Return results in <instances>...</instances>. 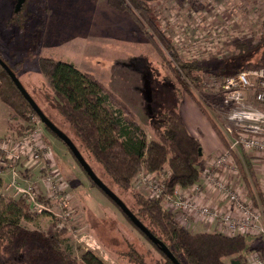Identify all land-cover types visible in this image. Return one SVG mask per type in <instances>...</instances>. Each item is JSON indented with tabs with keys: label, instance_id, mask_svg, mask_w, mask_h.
<instances>
[{
	"label": "rangeland",
	"instance_id": "374dc122",
	"mask_svg": "<svg viewBox=\"0 0 264 264\" xmlns=\"http://www.w3.org/2000/svg\"><path fill=\"white\" fill-rule=\"evenodd\" d=\"M148 1L174 54L207 68L200 74L197 88L186 81L191 95L149 42L146 34L158 42L151 31H140L129 16L110 9L106 0H24L18 10L17 0H0V59L40 110L78 146L51 106L50 89L38 71L39 58L70 63L91 75L127 106L147 142L153 140L151 124L158 115L167 110L179 114L184 109V119L202 142L201 172L210 163L205 162L216 154L213 142L219 141L225 148L211 125L218 131L226 125L214 80L234 75L247 62H256L258 55L253 49L260 38L264 5L260 0ZM46 29L52 30L51 34H44ZM248 94L251 97L252 93ZM1 105L7 128L0 133V143L5 138L14 144L35 139L39 153L9 160V154L0 151V226L14 223L21 231L9 246L0 248V264H84L81 258L86 253L103 264H133L127 254L141 256L146 264L158 258L120 210L92 187L66 147L45 130L36 115L20 117ZM104 109L118 115L115 107L106 105ZM243 156L251 166V175ZM260 156L254 150H238L231 163L236 173H230L234 177L227 179L229 186L252 204L261 196ZM88 163L129 210H137L135 195L151 199L150 189L141 184L144 170L125 191L114 185L98 164ZM34 164L38 165L31 168ZM166 174L149 175L160 183ZM187 231L193 234L200 229L196 226ZM245 239L249 253L263 249L260 236L250 234ZM245 256L225 263L242 264Z\"/></svg>",
	"mask_w": 264,
	"mask_h": 264
},
{
	"label": "trees",
	"instance_id": "16d2710c",
	"mask_svg": "<svg viewBox=\"0 0 264 264\" xmlns=\"http://www.w3.org/2000/svg\"><path fill=\"white\" fill-rule=\"evenodd\" d=\"M106 3L113 11L129 16L140 31L144 32L146 29L151 31L158 42L150 34H146L149 42L158 50L162 62L178 77L184 90L191 95L186 81L197 88L200 74L206 72L207 68L196 61L181 60L174 54L171 41L161 32L157 19L149 7V1L106 0ZM159 45L169 54L171 61ZM253 53L258 55L256 62H247L234 74L245 69L264 68V21ZM38 71L50 89L51 106L79 144L78 146L72 142L74 146L87 164L89 160L98 164L119 189L125 191L129 189L132 179L141 170L147 174L167 173L162 181L167 192H171L176 187L187 188L197 183L200 176L198 167L202 161L201 144L190 134L176 111L167 110L154 119L151 124L153 140L147 142L127 106L91 75L81 73L73 64L56 62L49 58H39ZM0 77V103L20 117H24L26 113L35 116L31 107L1 68ZM106 105L115 107L118 115L115 116L113 112L105 110ZM120 115H123L122 119ZM45 117L51 122L46 115ZM211 125L225 146L221 133L214 124ZM45 130L53 135L47 128ZM67 151L70 153L68 149ZM70 155L76 162L71 153ZM245 163L249 174H253L248 160H245ZM76 164L78 165L77 162ZM81 171L83 172L82 169ZM83 174L85 175L84 172ZM243 176L245 177L244 174ZM87 179L92 187L96 188L88 177ZM96 189L102 193L98 188ZM134 198H136L137 210L130 212L157 241L166 247L178 264H226L225 261L239 257L241 254L247 255L251 251L245 236L228 237L221 233L207 232L192 234L179 226L173 214L164 209L160 199H144L138 195ZM109 201L116 206L111 200ZM15 207H18L17 204ZM19 209L21 211V208ZM127 221L131 224L128 219ZM135 229L158 256L149 264H173L157 246L137 228ZM20 232L19 227L14 223L0 226V248L9 246L12 238ZM127 256L133 264H146L139 255L127 254ZM81 260L84 264H103L89 253L84 254Z\"/></svg>",
	"mask_w": 264,
	"mask_h": 264
},
{
	"label": "built area",
	"instance_id": "2783aa9c",
	"mask_svg": "<svg viewBox=\"0 0 264 264\" xmlns=\"http://www.w3.org/2000/svg\"><path fill=\"white\" fill-rule=\"evenodd\" d=\"M214 84V91L220 94V107L226 123L219 129L225 140L222 153L200 172L197 183L187 188L176 187L167 192L162 182H154L152 175L147 173L141 174V184L150 189L151 199H160L164 209L175 214L178 224L188 229L200 224L216 225L218 233L228 237L260 236L263 249L247 254L242 264H264V68L242 70L221 80L215 78ZM248 92L252 93L251 97ZM238 150H254L261 154V196L256 204L247 198L242 199L237 190L221 177L226 169L235 175L231 163ZM0 151L8 153L9 160L39 153L35 139L14 144L5 138L0 143ZM24 194L32 200L28 192ZM220 203L227 205L230 211L218 207Z\"/></svg>",
	"mask_w": 264,
	"mask_h": 264
},
{
	"label": "water",
	"instance_id": "95a60500",
	"mask_svg": "<svg viewBox=\"0 0 264 264\" xmlns=\"http://www.w3.org/2000/svg\"><path fill=\"white\" fill-rule=\"evenodd\" d=\"M24 0H17L16 9H20ZM0 68L7 74L11 82L14 84L19 93L23 96L25 101L31 107L32 111L40 121V123L47 128L58 140H60L65 147L70 151L80 168L83 170L89 180L98 188L109 200H111L118 209L123 213L124 216L131 222V224L137 228L152 244L157 246L159 250L173 263L178 264L171 253L157 241L146 228L135 218L125 204L106 186L102 181L94 174L90 166L85 162L77 148L74 146L72 141L54 124H52L45 115L41 112L32 98L27 94L26 90L22 87L15 74L8 68V66L0 59Z\"/></svg>",
	"mask_w": 264,
	"mask_h": 264
},
{
	"label": "crops",
	"instance_id": "0c3cea01",
	"mask_svg": "<svg viewBox=\"0 0 264 264\" xmlns=\"http://www.w3.org/2000/svg\"><path fill=\"white\" fill-rule=\"evenodd\" d=\"M260 1H261V3L264 5V0H260ZM48 17H50V16H48ZM51 17H52V14H51ZM51 32H52V30L46 29V30L44 31V34H45V33H46V35H47V34H51ZM42 58H45V57H42ZM47 58H48V57H47ZM188 109H189V110H193L192 107H191L190 105H189V108H188ZM1 111L3 112V110H2V105H1V103H0V133L5 132L4 128H7L6 122H3V121H2V119H3L2 116H3V115L1 114ZM179 114H180V116H181V118H182V120H183V122H184L186 128H187L188 131L190 132V134L193 135L195 138H197V139L199 140V142H200V144H201V148H202V142H201V139H200L199 135L196 133V131H195V129L192 127V125H190V123L184 119V116H187V115H185V111H184V109L179 110ZM185 118H186V117H185ZM213 140H214V139H213ZM213 140L211 139L212 142H213ZM214 141H215V140H214ZM213 143H214V144H212L211 146H213L214 150H216V151H215L216 154L219 153L220 151H221V152L223 151L224 147L222 146V144H221L219 141H218V142H213ZM216 154H215V155H216ZM215 155L211 156L212 158H209L205 163L207 164L208 161L211 162ZM35 165H38V164H34V165H32L31 168L35 167ZM27 166H28V165H27ZM24 168H25V166H24ZM25 169H26V168H25ZM221 177H222V178L228 183V180H227V179L233 178L234 176L231 175L228 171L225 170V171L222 173ZM202 202H205V200L202 199ZM211 203H212V204L214 203L213 200H211ZM218 207H220V208H221L222 210H224V211H227V212L230 211L227 205H223V204L220 203V204L218 205ZM197 227L200 229L199 232H207V233H214L213 230H215V229L217 228L216 225H205V224H200V225H198ZM216 230H217V229H216Z\"/></svg>",
	"mask_w": 264,
	"mask_h": 264
}]
</instances>
